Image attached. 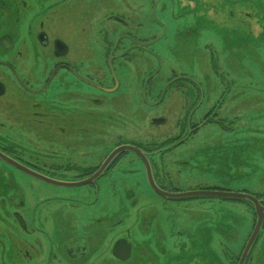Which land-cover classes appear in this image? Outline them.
<instances>
[{
  "label": "flooded vegetation",
  "instance_id": "flooded-vegetation-1",
  "mask_svg": "<svg viewBox=\"0 0 264 264\" xmlns=\"http://www.w3.org/2000/svg\"><path fill=\"white\" fill-rule=\"evenodd\" d=\"M141 16L142 7L129 5L119 12L101 0H0V154L19 164L13 166L0 157V190L19 181L39 185L43 195L48 188L76 189L71 195H42L30 225L25 216L13 211L21 231L32 235L33 242L13 238L10 250L0 241V264L6 257H13L15 264L21 258L27 262L35 257L41 264H134L140 253L134 252L131 234L115 233L107 241L100 231L104 220L87 212L97 203L101 185L109 186L117 196L115 185L140 176L151 188L138 154L124 150L111 157L113 152L135 146L147 158L157 186L177 193L169 186L178 165L166 162L167 156L176 154L207 127H216V133L208 132L204 142L213 144V151L224 150L230 135L226 104L231 84L223 75L213 85L173 69L166 81L142 83L136 97L128 86L125 78L133 58L154 56L153 45L166 32L156 22L158 36L139 35L136 29L143 25L138 20ZM102 20L125 31L118 36L114 26L110 33L107 28L103 31ZM212 69L218 71L215 66ZM135 103L146 107L142 109L146 113L163 104L165 112L152 116L151 123L168 128L143 139L131 138L127 129L133 127L134 115L140 116ZM78 183L84 185L62 186ZM153 192L163 210L170 202L176 205L186 200ZM126 197L133 200L134 196L127 193ZM136 206L133 200L129 216H135L138 226L148 231L157 215L141 208L134 212ZM119 223L111 221L108 229L112 231ZM156 229L164 236L158 221ZM102 245H108L104 252ZM161 249L168 251L165 245ZM186 260L193 264V258Z\"/></svg>",
  "mask_w": 264,
  "mask_h": 264
},
{
  "label": "rangeland",
  "instance_id": "rangeland-1",
  "mask_svg": "<svg viewBox=\"0 0 264 264\" xmlns=\"http://www.w3.org/2000/svg\"><path fill=\"white\" fill-rule=\"evenodd\" d=\"M104 1L106 6L119 12L129 5L142 7V16L138 20L143 25L136 29L134 21L141 36H158L160 31L156 22L166 29L165 36L153 45L155 55L134 57L129 66L125 81L135 97L142 83L166 81L173 69L189 75L196 82L215 85L223 75L231 84L226 104L230 135L224 150L213 151L214 145L204 142L208 132L216 133V127L204 128L196 138L185 142L176 154L165 159L178 165L172 170L174 180L169 188L180 193L196 190L249 193L264 200V0H101ZM99 7L103 9L105 4ZM102 21L103 31L107 28L110 33L113 26L117 36L125 31L107 20ZM103 45L104 39L100 43L101 49ZM94 46L97 48V44ZM208 46L212 47V52ZM142 109L146 110V107L134 104V110L140 116L134 115L133 127L127 129L131 138L143 139L168 128L151 123L152 116L165 112L163 104L152 107L149 113ZM0 177L3 179L1 173ZM114 187L117 196L109 186L101 185L97 203L87 208V212L94 219L104 220L100 231L107 241L115 233L119 236L131 234L134 252L140 253L134 264H189L186 260L189 258H193V264H238L256 224L254 207L244 201L192 198L176 205L170 202L163 210L159 207L158 196L140 176L119 182ZM2 188L0 241L12 250L10 241L13 238L17 242H22V238L33 240L32 235L21 231L13 211L25 216L30 225L43 194L39 185L31 187L25 181ZM48 192L71 195L76 189L54 187L45 189V194ZM84 192H87L86 188ZM127 193H133V200H137L138 207H134V212L138 208L149 214L154 210L164 236L156 229L157 221L147 231L138 226L135 216H129L133 200L126 197ZM8 196L14 201L11 202ZM116 219L120 223L111 231L109 223ZM161 245L168 251L163 253ZM101 247L104 252L106 247ZM250 254L245 264H264V225ZM6 259L3 264H15L13 257ZM41 262L36 257L27 262L21 258L20 264Z\"/></svg>",
  "mask_w": 264,
  "mask_h": 264
},
{
  "label": "water",
  "instance_id": "water-1",
  "mask_svg": "<svg viewBox=\"0 0 264 264\" xmlns=\"http://www.w3.org/2000/svg\"><path fill=\"white\" fill-rule=\"evenodd\" d=\"M128 150L132 151L136 154H138L141 159H143L147 172L149 177V183L153 191L160 194L161 196L168 197L171 199H188V198H220V199H227V200H236V201H244L249 204H251L254 207V212L256 216V224L253 229V232L251 233L246 246L242 252V255L239 259L238 264H245L246 260L254 247V244L259 236V234L263 231V225H264V200L258 198L257 196L249 193H235V192H227V191H220V190H196V191H190V192H184V193H169L161 190L155 181L153 180L151 176V172L149 169V165L146 161L147 158H145L142 155V152L136 148L135 146H124L123 148H119L118 150L114 151L111 157H114L119 152ZM0 157L7 160L10 164L13 166L19 167L15 161L3 156L0 154ZM22 170L28 172L29 174H34L33 171H30L28 169L22 168ZM35 175V174H34ZM84 183H78V184H63L62 186H82Z\"/></svg>",
  "mask_w": 264,
  "mask_h": 264
}]
</instances>
